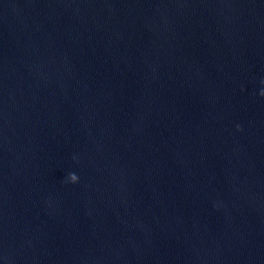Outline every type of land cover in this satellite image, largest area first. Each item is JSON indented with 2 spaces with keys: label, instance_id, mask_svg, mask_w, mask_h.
I'll use <instances>...</instances> for the list:
<instances>
[{
  "label": "water",
  "instance_id": "1",
  "mask_svg": "<svg viewBox=\"0 0 264 264\" xmlns=\"http://www.w3.org/2000/svg\"><path fill=\"white\" fill-rule=\"evenodd\" d=\"M262 81L264 0H0V264H264Z\"/></svg>",
  "mask_w": 264,
  "mask_h": 264
},
{
  "label": "clouds",
  "instance_id": "2",
  "mask_svg": "<svg viewBox=\"0 0 264 264\" xmlns=\"http://www.w3.org/2000/svg\"><path fill=\"white\" fill-rule=\"evenodd\" d=\"M262 83H264V81H262ZM259 95L264 96V89H262L260 91ZM236 127H237V130L239 131L240 130V126L237 125ZM67 180H68V182L76 183L77 180H78V177H77V175L75 173H69L68 177H67Z\"/></svg>",
  "mask_w": 264,
  "mask_h": 264
}]
</instances>
